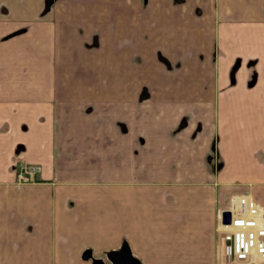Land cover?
I'll list each match as a JSON object with an SVG mask.
<instances>
[{"label":"crops","instance_id":"obj_1","mask_svg":"<svg viewBox=\"0 0 264 264\" xmlns=\"http://www.w3.org/2000/svg\"><path fill=\"white\" fill-rule=\"evenodd\" d=\"M47 4L0 0V264H253L218 228L264 206V0Z\"/></svg>","mask_w":264,"mask_h":264},{"label":"built area","instance_id":"obj_2","mask_svg":"<svg viewBox=\"0 0 264 264\" xmlns=\"http://www.w3.org/2000/svg\"><path fill=\"white\" fill-rule=\"evenodd\" d=\"M19 179L21 183L26 181ZM226 211L230 214L229 223L220 221L218 231L223 243L230 247L233 259L264 264V206L250 196H238Z\"/></svg>","mask_w":264,"mask_h":264},{"label":"water","instance_id":"obj_3","mask_svg":"<svg viewBox=\"0 0 264 264\" xmlns=\"http://www.w3.org/2000/svg\"><path fill=\"white\" fill-rule=\"evenodd\" d=\"M230 214L224 211L221 215L222 224L229 223ZM107 259L111 264H141L139 260L127 251L123 252H110L107 254ZM94 264H104L102 260H95Z\"/></svg>","mask_w":264,"mask_h":264},{"label":"rangeland","instance_id":"obj_4","mask_svg":"<svg viewBox=\"0 0 264 264\" xmlns=\"http://www.w3.org/2000/svg\"><path fill=\"white\" fill-rule=\"evenodd\" d=\"M51 2H53V0H46V4H47V6H49L50 4H51ZM46 6V7H47ZM220 237H221V235H220ZM94 260H97V259H94ZM94 260L92 259V264H94ZM98 260H101V259H98ZM108 260V259H107ZM103 261V263L105 264V260H102ZM109 261V260H108ZM108 261H107V264H108ZM111 264V263H110Z\"/></svg>","mask_w":264,"mask_h":264},{"label":"trees","instance_id":"obj_5","mask_svg":"<svg viewBox=\"0 0 264 264\" xmlns=\"http://www.w3.org/2000/svg\"><path fill=\"white\" fill-rule=\"evenodd\" d=\"M126 249H124V251H125ZM127 251V250H126ZM127 252H129V251H127ZM130 253V252H129ZM90 257V256H89ZM93 260H94V258H93ZM95 261V260H94Z\"/></svg>","mask_w":264,"mask_h":264}]
</instances>
